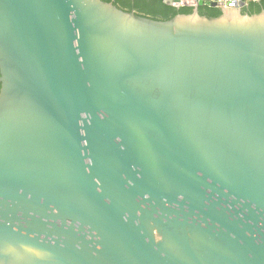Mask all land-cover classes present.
Listing matches in <instances>:
<instances>
[{
	"label": "water",
	"instance_id": "water-1",
	"mask_svg": "<svg viewBox=\"0 0 264 264\" xmlns=\"http://www.w3.org/2000/svg\"><path fill=\"white\" fill-rule=\"evenodd\" d=\"M163 2L0 0V264H264V10Z\"/></svg>",
	"mask_w": 264,
	"mask_h": 264
},
{
	"label": "trees",
	"instance_id": "trees-1",
	"mask_svg": "<svg viewBox=\"0 0 264 264\" xmlns=\"http://www.w3.org/2000/svg\"><path fill=\"white\" fill-rule=\"evenodd\" d=\"M111 2L115 7L126 12H133L136 15L147 17L153 20L166 21L178 14H190L193 9L181 7L180 9L166 5L163 0H102ZM264 10V0L258 3H249L242 9L243 14H258ZM198 13L207 18H215L221 15L218 7L203 5L198 8Z\"/></svg>",
	"mask_w": 264,
	"mask_h": 264
},
{
	"label": "built area",
	"instance_id": "built-area-1",
	"mask_svg": "<svg viewBox=\"0 0 264 264\" xmlns=\"http://www.w3.org/2000/svg\"><path fill=\"white\" fill-rule=\"evenodd\" d=\"M191 1H200V0H191ZM203 4L210 5L214 3L217 7L225 8V7H239L240 3H243L244 6L252 3L253 1L258 0H202Z\"/></svg>",
	"mask_w": 264,
	"mask_h": 264
},
{
	"label": "flooded vegetation",
	"instance_id": "flooded-vegetation-1",
	"mask_svg": "<svg viewBox=\"0 0 264 264\" xmlns=\"http://www.w3.org/2000/svg\"><path fill=\"white\" fill-rule=\"evenodd\" d=\"M243 9V8H242Z\"/></svg>",
	"mask_w": 264,
	"mask_h": 264
}]
</instances>
